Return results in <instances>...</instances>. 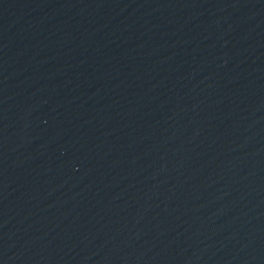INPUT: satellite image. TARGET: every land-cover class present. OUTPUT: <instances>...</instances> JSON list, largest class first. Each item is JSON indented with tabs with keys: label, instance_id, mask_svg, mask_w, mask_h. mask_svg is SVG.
<instances>
[{
	"label": "water",
	"instance_id": "obj_1",
	"mask_svg": "<svg viewBox=\"0 0 264 264\" xmlns=\"http://www.w3.org/2000/svg\"><path fill=\"white\" fill-rule=\"evenodd\" d=\"M0 264H264V0H0Z\"/></svg>",
	"mask_w": 264,
	"mask_h": 264
}]
</instances>
